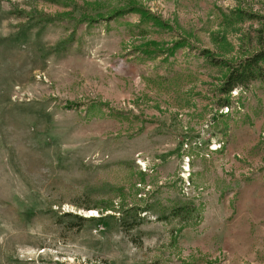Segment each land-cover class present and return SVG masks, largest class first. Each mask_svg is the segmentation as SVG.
Returning a JSON list of instances; mask_svg holds the SVG:
<instances>
[{"label": "rangeland", "instance_id": "rangeland-1", "mask_svg": "<svg viewBox=\"0 0 264 264\" xmlns=\"http://www.w3.org/2000/svg\"><path fill=\"white\" fill-rule=\"evenodd\" d=\"M130 6L148 17L109 19ZM259 16L264 0H0V264H264V82L218 109L209 61L257 51Z\"/></svg>", "mask_w": 264, "mask_h": 264}, {"label": "trees", "instance_id": "trees-1", "mask_svg": "<svg viewBox=\"0 0 264 264\" xmlns=\"http://www.w3.org/2000/svg\"><path fill=\"white\" fill-rule=\"evenodd\" d=\"M127 9L128 10L114 11L113 14L109 16L110 17L109 19H114L127 12H139V13H142L143 18L148 17V15H146V13H144L141 10V8L130 6ZM150 19L152 20V22L154 21V23L157 22L156 17L150 16ZM259 19L261 21L260 22L261 28L258 29L257 32H258V40L260 41L261 47L257 51L253 52L252 54L248 56H245L244 58L237 61L235 64H229L225 62L224 60H218V59L212 60V59H209L208 55L205 56L206 58L209 59L210 62L214 63L215 65H224L225 68L227 69V72L223 76V79L217 89L219 94L223 96V98H221L218 102V106H217L218 109L230 107L229 96L231 95L232 91L237 90V89L239 91H243L247 89L251 83H254L256 81H259L262 83L264 82V16H259ZM49 21H52L51 18H49ZM17 38L18 40H20V42L24 41V39L19 38L18 36ZM151 45H154V44L151 43ZM179 46L180 44L176 43L174 48H177ZM205 53H208V52H204L203 55ZM186 211L187 210H185V208H176L173 212H171L170 216L176 217V216H179L180 213L186 212ZM126 212L124 210L121 211L120 218H117V220L120 222V226L122 227V229L129 230V229H133L136 226H138L140 222H138L136 219L128 220L127 218L129 216L126 215ZM136 215L138 214H134V217H136ZM67 216L77 218L81 221H86L87 219V218H83L77 215H72L70 213L67 214ZM110 217L114 218L115 216L110 215ZM164 217H165L164 219H166V216ZM103 218H106V217H103V216H99L97 218L92 217V219L90 220L101 221ZM103 225L105 226L106 224H103ZM125 226L126 228L124 229L123 227ZM153 264H159V262H154Z\"/></svg>", "mask_w": 264, "mask_h": 264}]
</instances>
